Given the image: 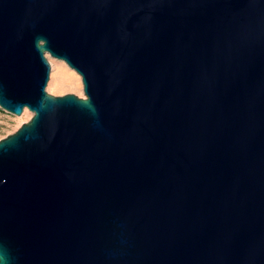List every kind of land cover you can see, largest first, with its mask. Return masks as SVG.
I'll return each instance as SVG.
<instances>
[{"label":"water","instance_id":"obj_1","mask_svg":"<svg viewBox=\"0 0 264 264\" xmlns=\"http://www.w3.org/2000/svg\"><path fill=\"white\" fill-rule=\"evenodd\" d=\"M0 108V264H264V0H0Z\"/></svg>","mask_w":264,"mask_h":264},{"label":"rangeland","instance_id":"obj_2","mask_svg":"<svg viewBox=\"0 0 264 264\" xmlns=\"http://www.w3.org/2000/svg\"><path fill=\"white\" fill-rule=\"evenodd\" d=\"M51 62V79L47 91L54 96L74 94L86 98L82 78L62 61L48 56ZM33 114L26 110L22 116L12 115L0 108V140L17 132L24 124L28 123Z\"/></svg>","mask_w":264,"mask_h":264}]
</instances>
